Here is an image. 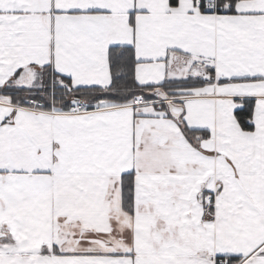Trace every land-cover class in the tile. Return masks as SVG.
I'll list each match as a JSON object with an SVG mask.
<instances>
[{
    "label": "snow or ice",
    "instance_id": "6c2138e0",
    "mask_svg": "<svg viewBox=\"0 0 264 264\" xmlns=\"http://www.w3.org/2000/svg\"><path fill=\"white\" fill-rule=\"evenodd\" d=\"M0 264H264V0H0Z\"/></svg>",
    "mask_w": 264,
    "mask_h": 264
}]
</instances>
